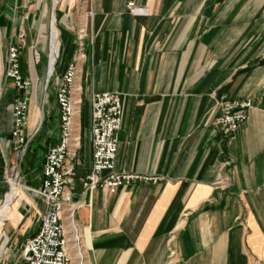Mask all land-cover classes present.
<instances>
[{"label": "crops", "instance_id": "1", "mask_svg": "<svg viewBox=\"0 0 264 264\" xmlns=\"http://www.w3.org/2000/svg\"><path fill=\"white\" fill-rule=\"evenodd\" d=\"M0 2V41L24 32L20 69L30 81L25 151L10 182L15 92L9 81L0 92V264H24V244L39 229L42 162L59 141L53 77L74 58L68 264H264V0ZM128 2L145 13L131 14ZM53 25L47 81L34 50ZM106 91L122 104L114 170L151 179L85 190L90 100ZM234 98L251 107L226 135L214 124L218 101Z\"/></svg>", "mask_w": 264, "mask_h": 264}, {"label": "built area", "instance_id": "2", "mask_svg": "<svg viewBox=\"0 0 264 264\" xmlns=\"http://www.w3.org/2000/svg\"><path fill=\"white\" fill-rule=\"evenodd\" d=\"M131 14L145 13V9L127 3ZM25 46V34L22 30L10 37L5 46L1 75L14 89L15 98L11 105L12 123L10 135L17 140L13 147V163L10 166L8 182L14 177L15 167L20 163L25 151L26 137L22 134L27 123V90L30 81L21 73V54ZM77 75V60H71L60 76L53 77L56 85L58 104L59 141L50 146L42 162L41 187L38 195L45 204L38 231L28 238L23 247L24 264H68V237L65 221H69L72 232L75 228L72 217L77 206L68 204L70 198L65 193V185L74 175L69 159L78 146L75 136L74 118L79 112L80 100L74 98V83ZM47 79V81L50 79ZM220 114L215 119V127L223 134L235 132L248 117L251 102L247 99H221L218 101ZM122 124V104L118 92H94L90 100V133L92 163L89 171L81 180L85 190L96 187L114 188L140 179H151L138 174L117 172L114 170L118 147V133ZM13 175V176H12ZM12 176V177H11ZM74 241L78 237L74 235Z\"/></svg>", "mask_w": 264, "mask_h": 264}, {"label": "rangeland", "instance_id": "3", "mask_svg": "<svg viewBox=\"0 0 264 264\" xmlns=\"http://www.w3.org/2000/svg\"><path fill=\"white\" fill-rule=\"evenodd\" d=\"M3 3H6L5 1H2ZM0 2V3H2ZM28 1H25L24 3H27ZM8 3V2H7ZM6 3V4H7ZM14 1H10L7 5H10L11 7L14 5ZM21 4L23 2H20ZM19 4V2H17V5ZM25 29H26V26H25ZM50 34L51 32L48 31L47 34H46V39H42L39 43V45L37 46L38 50H34V56L38 58V60L40 62H44L46 63V65L49 66V57L48 55L50 54V46H49V38H50ZM56 45V43H55ZM6 46V45H5ZM5 46H4V42L3 41H0V92H1V88H2V84L4 82H6V80L3 79L2 75H1V71H2V67H3V58H4V51H5ZM23 51V50H22ZM56 51H57V47H56ZM54 55H55V48H54ZM46 57V58H45ZM2 59V60H1ZM46 59V60H45ZM48 69V68H47ZM49 70V69H48ZM47 75H48V71H47ZM85 108H83V115H84V118H85V113H86V109L84 110ZM5 175V174H4ZM9 173H6V177H9L8 176ZM13 176V175H12ZM11 176V177H12Z\"/></svg>", "mask_w": 264, "mask_h": 264}, {"label": "bare ground", "instance_id": "4", "mask_svg": "<svg viewBox=\"0 0 264 264\" xmlns=\"http://www.w3.org/2000/svg\"><path fill=\"white\" fill-rule=\"evenodd\" d=\"M55 43H56V37H55V29L54 25L52 26V32L51 36L49 38V48H50V54L49 56V66H48V75L47 78H49L53 72L54 64H55V55H54V48H55ZM4 207V206H3Z\"/></svg>", "mask_w": 264, "mask_h": 264}]
</instances>
